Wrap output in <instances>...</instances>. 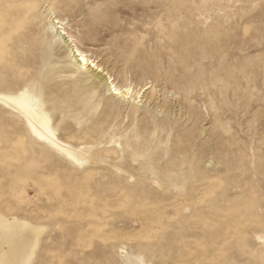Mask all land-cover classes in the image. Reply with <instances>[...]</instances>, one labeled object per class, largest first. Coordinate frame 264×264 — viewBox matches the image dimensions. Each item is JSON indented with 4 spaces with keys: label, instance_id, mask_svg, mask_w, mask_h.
Segmentation results:
<instances>
[{
    "label": "rangeland",
    "instance_id": "obj_1",
    "mask_svg": "<svg viewBox=\"0 0 264 264\" xmlns=\"http://www.w3.org/2000/svg\"><path fill=\"white\" fill-rule=\"evenodd\" d=\"M30 5L35 27L3 37L0 91L29 85L76 158L0 146V212L43 227L35 264H264V0H0V15ZM59 25L131 96L101 84L79 102L87 70Z\"/></svg>",
    "mask_w": 264,
    "mask_h": 264
},
{
    "label": "bare ground",
    "instance_id": "obj_2",
    "mask_svg": "<svg viewBox=\"0 0 264 264\" xmlns=\"http://www.w3.org/2000/svg\"><path fill=\"white\" fill-rule=\"evenodd\" d=\"M32 9V5L17 6L16 9L9 12L10 14L0 15V31L6 30L0 33V46L4 36L28 24V20L34 17L30 13ZM10 17H13V19H10ZM54 19L52 18L51 22H59ZM60 25L54 34L55 41L63 42L68 48L71 57L70 67L79 71L87 70L86 74H81L71 84L72 95L79 102H84L85 96L87 97L92 89L98 88L102 84L105 91L110 93L111 96L116 95L119 99H125L131 90L127 87L128 84L122 90L121 87L113 83L114 80L111 79V76L103 67L75 47L72 38L63 32ZM32 27H35V24L32 26L27 25V28L31 29ZM130 96L131 94H129ZM0 104L8 110L9 114H14L18 118L14 125L8 124L4 127L5 132L0 129V146L20 147L22 142L18 139L11 140L12 135L17 138L26 137L40 146L56 147L67 158L76 160L74 153L69 148L70 146L56 135L57 127L51 121L50 115L39 105L35 96L30 93L29 85L18 87L15 94L0 91ZM42 230V226L0 212V264H35L34 258L40 254L39 248L41 247L39 245H41L40 234Z\"/></svg>",
    "mask_w": 264,
    "mask_h": 264
}]
</instances>
